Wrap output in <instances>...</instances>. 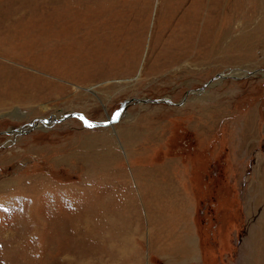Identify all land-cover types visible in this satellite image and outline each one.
Returning a JSON list of instances; mask_svg holds the SVG:
<instances>
[{
	"label": "rangeland",
	"instance_id": "374dc122",
	"mask_svg": "<svg viewBox=\"0 0 264 264\" xmlns=\"http://www.w3.org/2000/svg\"><path fill=\"white\" fill-rule=\"evenodd\" d=\"M260 70L264 0H0V264H264Z\"/></svg>",
	"mask_w": 264,
	"mask_h": 264
},
{
	"label": "water",
	"instance_id": "95a60500",
	"mask_svg": "<svg viewBox=\"0 0 264 264\" xmlns=\"http://www.w3.org/2000/svg\"><path fill=\"white\" fill-rule=\"evenodd\" d=\"M257 71L258 70L246 71V75L244 77H246L248 75H253ZM261 72H264V71H261ZM217 76L218 77H222V78H225V77H231V78H235V79L240 78L239 76L232 75V74H218ZM210 81L212 82L213 79L207 81L200 89L202 90L203 87L208 86ZM167 100H169V99H167V98L150 99V98H137V97L126 99L125 101H123L120 104L119 108H117L113 112V114L110 116V118L106 122H104L102 125L107 126L110 123H114L123 114V112L125 110V107L128 104L136 103V102H141V103H158V102L172 103L170 100L169 101H167ZM180 103H182V101ZM67 117L78 118V119H80L83 122V124L87 125L88 127L94 126L93 123L90 122L82 113L72 112V113L66 114L65 116H60L58 118H56V117H54V118H51V117L39 118V119H36L34 121L29 122L28 124H26L24 126H21V127H18V128H13V129L6 130V131H3V132H6V133H27V132H29L32 129L48 128L53 123L61 122L63 119H65Z\"/></svg>",
	"mask_w": 264,
	"mask_h": 264
},
{
	"label": "crops",
	"instance_id": "0c3cea01",
	"mask_svg": "<svg viewBox=\"0 0 264 264\" xmlns=\"http://www.w3.org/2000/svg\"><path fill=\"white\" fill-rule=\"evenodd\" d=\"M173 187V185H170ZM182 245L178 246L179 248L175 249L174 251H172V249L170 248L169 250H171L172 252H182L181 254H183L184 250L185 251H189L188 254H191L193 255V248H192V243H190V240L187 241V239L181 241ZM187 253V252H185Z\"/></svg>",
	"mask_w": 264,
	"mask_h": 264
},
{
	"label": "bare ground",
	"instance_id": "6f19581e",
	"mask_svg": "<svg viewBox=\"0 0 264 264\" xmlns=\"http://www.w3.org/2000/svg\"><path fill=\"white\" fill-rule=\"evenodd\" d=\"M261 73H262V72H260V75L263 76V74H261ZM231 74L234 75L233 72H232ZM238 74H239V73H236L235 75H238ZM219 79H222V78L219 77ZM214 83H215V82H214ZM212 84H213V83H211L209 86L211 87ZM208 88H209V87H208ZM131 104H132V103H131ZM127 106H129V105H126V107H127ZM126 107H125V108H126ZM124 115H126V114L123 112V114H122L119 118H121V117L124 116ZM109 118H110V117H109ZM109 118H108V119H109ZM66 119H67V118H66ZM81 122H82V121H81ZM88 122H89V121H88ZM90 122H91V121H90ZM115 122H116V121H115ZM102 124H103V123H102ZM112 124H113V123H110L109 126H111ZM93 125H94V126H97V125H99V124L93 123ZM91 127H93V126H91ZM40 129H42V128H40ZM15 134H17V135H21V134H24V133H15Z\"/></svg>",
	"mask_w": 264,
	"mask_h": 264
}]
</instances>
